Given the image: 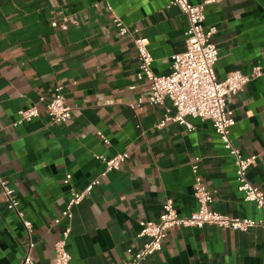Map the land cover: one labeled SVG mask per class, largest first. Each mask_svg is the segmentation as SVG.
I'll return each mask as SVG.
<instances>
[{
    "label": "crops",
    "instance_id": "1",
    "mask_svg": "<svg viewBox=\"0 0 264 264\" xmlns=\"http://www.w3.org/2000/svg\"><path fill=\"white\" fill-rule=\"evenodd\" d=\"M171 1L0 0V179L14 189L19 212L32 222L37 264L54 263L55 243L67 223L55 219L73 190L82 192L97 177L100 183L73 209L70 264H121L143 244L140 221H159L167 199L181 216L196 211V158L206 185L217 191L213 209L263 218L238 190L234 158L211 121L190 119L193 130L174 122L157 127L176 109L168 98L149 103L150 84L138 78L133 39L113 25L109 6L149 39L154 73L169 74L172 56L185 49L188 28L186 14ZM205 14L206 26L218 28V79L264 66V0H220L206 5ZM58 84L72 118L51 124L40 99L50 100ZM139 99L144 102L132 108ZM33 106L40 115L15 125L19 112ZM228 107L236 117L233 142L244 156H257L248 177L264 191V75L229 97ZM123 152L129 159L121 169L102 175L105 164L96 155ZM27 244L20 216L9 209L0 185V264H19ZM145 264H264V229L176 226Z\"/></svg>",
    "mask_w": 264,
    "mask_h": 264
},
{
    "label": "built area",
    "instance_id": "2",
    "mask_svg": "<svg viewBox=\"0 0 264 264\" xmlns=\"http://www.w3.org/2000/svg\"><path fill=\"white\" fill-rule=\"evenodd\" d=\"M218 1L220 0H205L202 4H194L191 0L171 1L170 5L179 7L186 14L188 28L185 32V49L172 56L171 72L166 75L154 73V58L149 49V39L142 35L138 28L127 26L115 14L112 7L109 6V10L113 14V25L118 33L123 37L133 39L140 62L138 78L147 80L150 84L149 103L161 105L168 98L176 109L173 115L165 114L157 127L163 128L168 122H174L193 130L195 126L190 119L211 121L224 147L234 158L238 190L243 193L247 202L254 203L264 215V191L251 182L248 177L249 169L257 164V156H244L241 150L235 146L231 137V129L236 124V117L234 111L228 107L229 97L239 94L249 82L264 75V66H254L249 74L235 70L230 72L224 80L218 79L215 67L220 51L213 41L218 28L205 24L206 5ZM54 25L57 26L56 23ZM40 101L46 104L51 124L66 123L71 120L72 109L67 104L64 85L58 84L54 88L50 100L46 101L44 97H41ZM143 102V99H139L137 104H132L131 107L135 108ZM19 115L20 118L15 122V125L31 121L39 116L40 112L36 106H33L21 110ZM99 135L106 144L109 143V140L104 138L101 133ZM96 158L105 164V170L102 173L105 175L108 172L119 171L129 159V153H118L112 157L97 154ZM200 161V158H196L191 164L194 174V196L198 203L197 210L190 216H181L173 200L167 199L163 204L159 221H140L141 230L138 236L144 240L143 244L139 250L131 253L130 257L121 264H145L150 257L163 249L168 231L176 226L203 228L206 225H213L242 232H247L255 227L264 229V216L261 220L240 218L223 214L211 207L217 191L206 185L200 171ZM99 183L100 177H97L82 192L73 190L67 208L55 219L56 224L63 221L67 223L61 237L55 243L56 256L53 264L71 263L72 255L68 249V239L72 230L70 222L73 218V209L81 204ZM0 185L6 196L9 209L19 214L27 233V249L19 264H37L33 256L36 243L32 238V222L25 219L19 212L18 201L13 197L14 189L1 179Z\"/></svg>",
    "mask_w": 264,
    "mask_h": 264
}]
</instances>
